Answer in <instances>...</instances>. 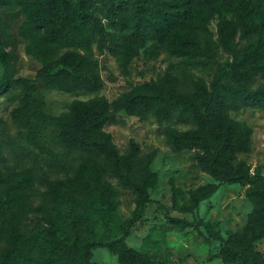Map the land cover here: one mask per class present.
<instances>
[{"label": "trees", "instance_id": "1", "mask_svg": "<svg viewBox=\"0 0 264 264\" xmlns=\"http://www.w3.org/2000/svg\"><path fill=\"white\" fill-rule=\"evenodd\" d=\"M3 8L24 15L19 33L25 53L40 64L33 78L14 76L13 56L0 43V96L19 92L11 121L28 144L55 159L39 143L42 132L54 127L58 145L76 161L36 196L34 167L4 165L0 141V264H95L92 251L98 247L115 255L118 264H170L126 242L158 177L152 169L154 152L142 155L130 141L121 153L104 130L118 112L190 124L184 130L167 126L166 142L173 152H191L195 167L213 182L188 190L178 204L184 192L171 181L173 206L190 212L222 183L243 186L251 210L240 232L219 239L217 257L224 264H264V253L256 248L264 241V174L259 167L251 172L238 158L251 150L252 129L229 116L239 105L264 106V86L250 87L255 76L264 75V0H0ZM214 14L219 16L216 42L206 36L205 25ZM236 32L249 39L239 49L233 47ZM93 44L123 64L141 48L149 57L163 50L194 68L213 59L217 45L230 59L217 65L209 82L196 78L182 87L175 74L165 72L111 101L75 99L53 115L38 95L37 82L64 93L99 91L103 81ZM108 175L135 197L123 221L115 217L118 193ZM31 212L40 218L34 227L27 223ZM168 222L177 228L189 225L179 218Z\"/></svg>", "mask_w": 264, "mask_h": 264}, {"label": "rangeland", "instance_id": "2", "mask_svg": "<svg viewBox=\"0 0 264 264\" xmlns=\"http://www.w3.org/2000/svg\"><path fill=\"white\" fill-rule=\"evenodd\" d=\"M24 15L17 9H0V43L12 54L14 76L33 78L40 68L39 62L25 53V40L20 36L19 29ZM219 20L217 14L212 15L205 23L206 36L217 41L216 26ZM249 39L236 32L233 47L242 48ZM152 40H148L149 47ZM93 54L99 67L103 81L102 88L97 92L78 91L64 93L57 90H47L40 82L38 95L46 103L47 109L53 115L67 110L71 101L87 100L92 97H104L111 101L123 91L139 83L155 80L165 72L175 74L182 87H189L190 81L202 78L209 82L217 65L230 59L220 46H216L215 56L204 66L191 67L184 59L159 50L156 57H149L141 48L138 54L129 62L123 64L114 58L107 50L97 52L93 44ZM3 66L0 64V75ZM264 86V75L253 78L250 87ZM19 92L0 96V141L3 145L2 160L4 165L13 169L32 166L36 172V196L43 191L48 180L62 178L69 173L76 160L68 156L57 142V131L49 126L39 138V143L49 148L56 158H51L27 143L18 133L10 118V111L18 105ZM231 119L244 122L251 127V150L239 154L238 158L251 167H259L264 174V106L239 105L229 110ZM171 126L184 130L190 124L176 119L158 121L148 115L138 119L116 113L104 126L111 136L119 152H124L130 141L139 145L142 155L154 152L152 169L157 173V185L149 190V203L145 206L144 215L132 228L126 242L129 246L147 251L153 260L164 259L170 264H224L217 257L220 238L228 234L240 232L251 210V204L245 198L244 187L239 184L222 183L217 191L208 199L199 203L190 212H179L172 201L170 182L184 193L178 198V204L187 199V191L200 185L213 182L207 174L198 170L191 158V152H173L165 138V130ZM106 179L117 190L118 206L115 217L119 221L130 216L135 207V197L130 189L124 187L112 176ZM38 198V197H37ZM38 199L34 200L36 204ZM169 218H179L189 225L177 228L168 222ZM40 222L39 215L31 212L27 223L32 227ZM214 238V239H213ZM256 248L264 253V241L258 242ZM92 261L95 264H118L117 257L104 247L92 251Z\"/></svg>", "mask_w": 264, "mask_h": 264}]
</instances>
